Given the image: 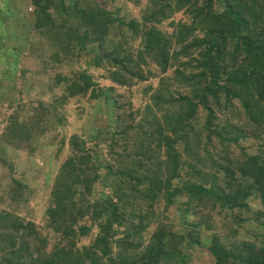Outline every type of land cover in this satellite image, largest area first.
I'll list each match as a JSON object with an SVG mask.
<instances>
[{"label":"trees","instance_id":"1","mask_svg":"<svg viewBox=\"0 0 264 264\" xmlns=\"http://www.w3.org/2000/svg\"><path fill=\"white\" fill-rule=\"evenodd\" d=\"M90 1L1 0L0 89H16V106L0 131V264H191L199 247L210 264H264V0H146L141 21ZM54 7L77 10L84 32L65 16L57 24ZM181 10L192 22L163 31ZM113 24L121 41L109 47ZM17 29L49 44L14 43ZM88 50L110 84L80 68L61 73L65 55L81 63ZM47 63L59 69L50 83L34 77ZM29 81L49 95L20 102ZM141 81L147 101L134 108ZM79 97L90 110L75 109L68 134L62 110ZM52 141V164L33 165ZM41 192L37 224L27 205Z\"/></svg>","mask_w":264,"mask_h":264},{"label":"rangeland","instance_id":"2","mask_svg":"<svg viewBox=\"0 0 264 264\" xmlns=\"http://www.w3.org/2000/svg\"><path fill=\"white\" fill-rule=\"evenodd\" d=\"M97 2L99 1H103L104 4L106 5V8H109V10L116 12L117 15L119 16H123L125 17L126 20H129L130 18L136 19L138 21L142 20V14L144 12L145 9V1L146 0H141L140 2H136L134 0H96ZM91 1L90 0H78V4L79 6L78 8H88V5H90ZM68 4V1H67ZM0 6H1V0H0ZM28 11L30 10V8H27ZM76 10V9H75ZM185 10V9H184ZM184 10H181L179 12H176L174 14H171L168 18L164 19L159 25L162 28L163 31H166V33H173L175 26L171 25V22H177V21H182L185 24H190L192 22L191 20V16L189 13H185ZM31 12V11H29ZM49 12L55 17V21L57 24L61 23L64 19V16L68 18V22L67 24L70 25V28H73L74 32H78V33H83L86 25L83 23V20L81 19L82 17H80L77 13V10L75 11L76 13H74V17L70 16V12L68 11H61L60 7L59 8H51L49 10ZM79 16V17H78ZM29 18V17H27ZM14 22L13 18H9L6 23H11ZM16 23H18L16 21ZM19 24V23H18ZM20 25V24H19ZM116 24H113L112 26H110V31L107 35H105V45L112 47L115 46L117 44V40H119V42L121 41L120 36H118L117 34V29H116ZM16 32H14V35L16 37V40H14V43H19V44H23L25 45L26 42L28 43V40H30L31 42L34 41L38 42V40H44L47 45L49 44L47 41L49 40L48 35L45 36L43 33H36L35 34V38L31 37V32L29 33H25L24 34V30L23 29H17L15 30ZM8 35H12L13 33L11 32H7ZM194 34L196 35H200L202 36V33L200 31V29L196 28L194 29ZM119 37V38H118ZM47 39V41H46ZM111 42V43H109ZM109 43V45H108ZM173 48L179 49L180 45L179 44H173ZM85 56L83 57L81 63H75L72 64L71 61V57H68V55H65L66 61L63 60L62 62V66L60 68V70L62 71L61 73H67V74H71L74 70H78V68H80V70H84L87 71L88 73L93 74V77L97 80V82H99L100 84H110V82L102 77V74L104 73V69L102 67H95L92 64L89 63V59H91L93 55V53L88 50L87 54H84ZM48 67H46V71L45 72H40L41 74H37L34 75L35 78L39 79V81H42L44 83H50L52 81V79L55 77V75L57 73H59V69L54 67L52 68V65H50L49 63H47ZM57 66V65H56ZM169 73L172 72V68H170ZM60 73V74H61ZM28 75V74H27ZM25 80V79H16V86L17 88H21V82ZM152 82L155 84V79L152 78L151 79ZM31 82H34V78H32L30 80ZM28 82L27 84H25V90H23L24 88H22V94H20V102H25L27 103L28 98H46L49 95L48 90H44V92L40 89L37 88V86L35 85H31V82ZM143 84V82H139L136 83L133 86V90H135V93L132 97V102L134 105V108H142L145 104V102L147 101L146 98L143 96L140 88L141 85ZM10 83L6 82L4 83L5 86H8ZM27 85V86H26ZM9 89H11V91H8ZM46 89V88H45ZM14 90V89H13ZM16 90V89H15ZM14 90V91H15ZM63 88H60L59 86H55V91L58 92H62ZM14 91H12V88H10L9 86L5 89H0V131L1 129L7 124V117L8 115L12 112V110L14 109V106L16 105H12V107H8V102L11 101L13 102L14 100H16L15 97V93ZM179 91L181 93H184V90L179 89ZM14 93V94H13ZM13 94V95H12ZM17 94V93H16ZM75 99H70L68 101V103H66V105L64 106V110L62 111H66L68 112L67 115V119H66V126L64 127V129H66V132L68 134H70L71 132H73L74 130H76V126H77V121L74 123H70V121H72L74 119V117H76L77 115H75V109L78 106H84L85 110H90V107L87 105L88 103L86 102L87 98L85 97L84 99L82 98H76ZM18 102V101H17ZM101 110H105V105L102 106ZM162 112H157V115L160 116ZM67 114V113H66ZM88 116H86L87 118L91 119V115L92 113L87 114ZM235 115V113L233 114ZM101 119L98 120V125L100 126H105L106 122H107V117L106 115L103 113L101 115ZM69 122V123H68ZM93 124H96L95 120L93 121ZM79 128V127H78ZM77 128V129H78ZM56 133V132H55ZM46 138V136H44ZM44 138V139H45ZM250 140H248L246 143H248ZM244 142V141H243ZM245 143V145H247ZM253 145H255V142H252ZM54 146V149H56L55 147V142L52 141L48 146H43L42 148H40L36 153L35 156H33L32 161H34L32 164L33 165H37V166H41L43 167L46 164H52V161H48L49 159L47 158L46 153H49V149H51V147ZM67 148L68 146L65 145L64 149H63V155H65L67 153ZM247 148V147H246ZM253 149V148H252ZM15 162L18 165L17 169L19 171H21L24 175H26V177L31 181L32 175H30V171H32V168L29 169L30 162H29V158L26 156V153H23L21 151L17 152L15 154ZM48 159V160H47ZM45 160H47L45 162ZM18 171V173H19ZM43 173H41V177L40 179H38V177L36 178V181L38 182H43V176H44V171H42ZM30 173V174H29ZM34 173V171H33ZM21 175V173H19ZM25 177V176H24ZM25 177V179H27ZM27 179V181H28ZM32 183V181H31ZM32 185H35V183H33ZM101 191V188H98V192ZM45 193H40L37 194L35 201H30V203L27 205L28 206V210H27V217H32V220L36 221V223L40 224V214H41V210L39 208L40 204L43 203V199ZM178 208L175 205L170 206L169 209V216H175L178 213ZM25 215L26 213L23 212ZM23 214V215H24ZM216 215H220V214H216ZM219 217V216H217ZM191 264H210V259L207 256L206 252L202 250V248L199 247V249H194V255L192 256V260H191Z\"/></svg>","mask_w":264,"mask_h":264}]
</instances>
